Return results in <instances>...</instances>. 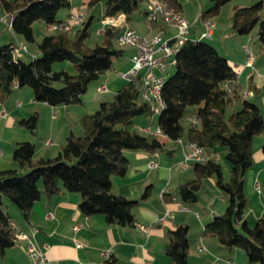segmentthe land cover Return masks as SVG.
<instances>
[{
    "label": "trees",
    "instance_id": "obj_1",
    "mask_svg": "<svg viewBox=\"0 0 264 264\" xmlns=\"http://www.w3.org/2000/svg\"><path fill=\"white\" fill-rule=\"evenodd\" d=\"M146 1L88 0L85 6L88 10L103 3L100 20L122 13L129 21ZM163 1L181 12L178 0ZM231 1L209 0L211 6L201 12L200 18L217 17L221 8ZM0 8L11 18L12 34L28 43H35V22L43 23L46 28L61 27L36 43L39 56L28 62L21 60L23 54L13 56L16 47L13 41L0 45L1 101L15 88H29L36 103L51 107L80 104L89 84L110 72L114 60L124 56V50L116 45L120 32L117 29L104 28L94 47L86 45L90 38V20L81 18L83 27L70 34L68 24L58 20L57 14L60 10L71 9L72 0H0ZM261 10V2L235 7L230 25L231 32L240 36L249 35L256 29L257 43L264 49ZM174 59V73L165 76L161 90L164 108L156 127L161 136L139 134L134 130L135 118L151 116L148 105L140 99L141 82L137 78L124 83L111 102H101L92 114L80 117L78 125L82 135L68 137L56 157L33 161L34 144L15 143L12 159L27 171H0V256L15 243L11 219L3 210V197L27 220L32 206L42 196L50 198L61 193H78V210L83 216L100 215L107 225L133 227V210L141 200L147 199L150 187L145 188L140 200L110 192L111 177H122L128 169L124 152H168L164 141L176 144L177 139L185 138L203 148L209 159L205 163H191L192 178L174 193L162 194L163 200L181 205L196 203L203 181L214 178L219 192L227 198V206L223 214L214 216L205 225L202 235L216 238L226 250H243L250 263L264 264V211L253 226L244 218L247 207L244 177L253 165L252 142L264 133L260 109L243 97L234 68L212 45L190 37L179 47ZM55 63H68L75 74L71 75L65 69L53 71ZM234 104L239 108L232 110ZM228 109L232 110L229 116L226 114ZM37 123L38 116L33 114L20 119L17 125L34 133ZM261 152L264 170V143ZM221 161L230 167L227 181L223 179ZM39 181L42 191L38 187ZM262 194L264 199V178ZM167 235L164 254L170 264H188V227L177 226ZM114 263L108 257L102 264Z\"/></svg>",
    "mask_w": 264,
    "mask_h": 264
},
{
    "label": "crops",
    "instance_id": "obj_2",
    "mask_svg": "<svg viewBox=\"0 0 264 264\" xmlns=\"http://www.w3.org/2000/svg\"><path fill=\"white\" fill-rule=\"evenodd\" d=\"M87 1L85 0V5ZM178 2L181 4L180 13L189 21L190 37L197 39L202 32L200 14L199 17L198 14L186 15L184 5L190 1H185V4L179 0ZM257 2L262 3L261 12H264V0H232L221 8L220 13L231 3L233 10L235 7H248ZM144 9L145 3L139 10L138 16L133 18L132 15L129 20L130 26L139 35L145 34ZM0 19V45H6L11 41L15 45L24 44L7 29L5 24L7 15L2 8H0ZM212 21L215 22V28L211 32L210 45L234 68L241 94H246L245 98L259 107L264 121V67L259 62L260 56L256 59L254 57L253 67H246V52L242 48L248 46L245 36L234 38V44L228 43L227 40L232 34L230 20L223 23L217 17L212 18ZM166 32L168 37L175 35L173 28H167ZM215 35L217 39H214ZM256 41L255 36L253 45ZM256 46L258 50H263L259 45ZM123 50V59H127V62L119 69L111 70L116 71L117 77L118 73L130 67V57L135 53L132 47ZM31 55L39 56L36 53ZM110 72L90 83L81 98V103L77 105L51 107L45 103H36L29 88H15L9 97L0 100V171L8 169L23 173L27 171L12 159L15 143L34 144L32 160L38 161L56 157L68 137H80L82 130L77 126L79 118L87 115L89 110H96L98 103L100 105L105 101L102 97L104 93H98L97 87L105 84L108 89L111 83L114 85L111 89L112 93L119 90L116 91L115 79L109 77ZM237 108L239 106L234 104L231 109ZM33 114L38 116L34 133L17 125L20 119H26ZM143 127L145 126L140 125V131ZM164 142L165 148L170 153L125 151L124 155L128 160L126 174L122 177H111L110 192L130 200H140L145 188L150 187L147 199L141 200L133 210L135 218L133 227L107 225L100 215L83 216L78 210L80 203L78 193H61L50 198L42 196L32 206L27 220L8 200H3V210L9 215L11 222L26 233L34 244L40 248L48 247L45 252L47 264H102L105 259L103 254L114 260V264H170L164 254V247L168 243L167 234L169 230L180 225L188 227V264H255L248 261L243 250L238 248L226 250L216 238L202 235L205 225L214 216L223 214L227 206V198L219 192L215 179L208 178L210 180L205 189L198 192L196 203L181 205L175 201L166 203L163 200L162 194L174 193L181 184L192 178L191 164L181 165L183 159L181 148L172 142ZM263 143L264 133L253 139V165L246 171L244 177V192L247 197L244 218L250 226L255 224L264 211L262 191L257 192L254 188L256 182L259 186L262 185L264 178L261 152ZM151 162L155 164L154 167L149 166ZM223 179L225 181V175ZM38 187L42 191V186L38 185ZM166 209L172 212L173 218L160 225L158 218ZM140 226L146 228L147 232L141 230ZM74 227H78V230H74ZM27 245V241H15L0 256V264H32L27 256Z\"/></svg>",
    "mask_w": 264,
    "mask_h": 264
},
{
    "label": "built area",
    "instance_id": "obj_3",
    "mask_svg": "<svg viewBox=\"0 0 264 264\" xmlns=\"http://www.w3.org/2000/svg\"><path fill=\"white\" fill-rule=\"evenodd\" d=\"M77 14V13H76ZM70 19L80 21L82 15H70ZM1 20V19H0ZM4 21V20H3ZM143 21L145 26V34L139 35L136 30L130 26L126 16L122 13L115 16H107L102 18L99 23L102 28L96 31V35H101L104 28H113L119 30V34L116 38V45L119 48L132 47L135 53L131 57V67L118 73V76L125 82L129 83L135 79H140V99L146 103L149 107L150 124L152 123L153 116L160 114L164 108V104L161 98V90L163 87L166 72L173 68L175 65L174 56L179 49L190 38V27L188 21L183 15L170 7L163 0H147L145 3V9L143 13ZM204 26L203 31L200 33L197 40H203L210 38L214 28L212 21L201 19ZM8 30L11 28V18L7 16L5 22ZM60 26H49L48 31H57ZM167 28H173L175 35L166 38ZM173 41L169 46L168 42ZM246 52V67H253L254 55L249 51L248 46L244 47ZM27 52V48L24 44H18L13 50L14 57H20ZM107 91L105 84L97 87L98 93H104ZM243 94V97H246ZM196 123L195 120H193ZM141 133L145 135L161 136L162 133L159 128L152 130L148 125L141 129ZM182 150V166H186L191 163H205L209 156L205 150L195 143L185 141L183 139H177L175 142ZM1 154V152H0ZM218 160V156H215ZM150 167H154L155 164L151 162ZM254 188L257 192H260V186L256 182ZM186 211V209L182 208ZM173 218L172 212L168 209L165 210L163 215L158 218V224L163 225L167 220ZM11 227L14 232V240L27 241V256L32 264H47L45 252L47 246L43 248L34 244L29 236L19 230L13 223ZM74 230H78V227H74ZM140 229L147 232V229L140 226ZM105 259L108 258L107 254H103Z\"/></svg>",
    "mask_w": 264,
    "mask_h": 264
},
{
    "label": "rangeland",
    "instance_id": "obj_4",
    "mask_svg": "<svg viewBox=\"0 0 264 264\" xmlns=\"http://www.w3.org/2000/svg\"><path fill=\"white\" fill-rule=\"evenodd\" d=\"M179 1L182 2L183 4H185V1H187V0H179ZM189 1H190V3H187L186 5H184L185 14L186 15L188 14V16H191V14H193V15L198 14V17H199V14L201 15L202 11H204V10H206V9H208L210 7L209 0H189ZM232 4L233 3L227 5V7L222 9L221 13H219V16H217V17L220 18L221 22L224 23L227 20H230V16H231L232 11H233L232 10V6H233ZM72 5H73L72 8L69 9V10H67V9L60 10L58 12V14H57V19L58 20H62L63 22L68 24V27L71 28L70 29L71 30L70 31L71 35L74 34L78 29L82 28L83 24L81 23V21L70 19L68 15H80L81 14V15H83L82 18L85 21H89L90 20L91 23L88 26V30H89V33H90V38L86 41V45L88 47H94L100 41V36L96 35V31L102 28L101 24L99 23V20H100V18L102 16L103 3H98L93 8L88 9L89 11L87 10V8L85 6V0H72ZM142 6H143V3L140 4L139 10L141 9ZM201 7H203V8H201ZM77 10L79 12H81V13L77 12ZM139 10L133 14V18L138 16ZM261 14H263V17H264V12H261ZM183 17L187 20V18L184 15H183ZM217 17H215V19ZM209 20L212 21V19H209ZM212 22L214 23V28H215V22L214 21H212ZM188 23H189V21H188ZM200 23L202 25V30L201 31H203L204 26L202 24L201 19H200ZM189 27H190V24H189ZM214 28H213V30H214ZM33 30H34L35 43H28V42L24 41V39L22 37L15 36L18 40L23 42L24 45L27 48V52L24 53L21 56V60L25 61V62L30 61L31 58L34 57L31 54H33V55H34V53L39 54V51H38L37 46H36V43H38L44 36L52 35L54 33L53 31H48L47 28L45 27V25L43 23H40V22H35L33 24ZM244 36L246 38V43L248 45L249 51L254 55L255 59L260 56L259 57V62L261 64V66L264 67V49L262 51L258 50V47L256 46V45H258L257 41L255 42L256 44L253 45V41H254V38L256 36V29L252 30L249 35H244ZM240 37H242V36L232 33L231 37L227 40V42L228 43L232 42L234 44V41H235L234 38H240ZM166 38H170V37L166 36ZM214 39H217L216 35H215ZM202 41L204 43L208 44V45L211 44L210 38H205ZM244 47L245 46H243L242 48L244 49ZM27 53H29V55ZM132 56L133 55H131V57ZM131 57H130V60H131ZM126 62H127V59H125V58L124 59L122 58L120 60H114L113 69H115V70L119 69L120 66L122 64L126 63ZM130 63H131V61H130ZM64 64H66L65 65L66 66L65 71L68 72L71 75H74L75 74V70L73 69V67L71 65H68V63H55V64L52 65V70L53 71H59L61 69H64V67H65ZM130 67H131V64H130ZM115 72L116 71H111L109 73V77L115 79L114 82H115V87H117L116 88V91H117L124 84V81L119 76L117 77ZM173 73H174V68H170L166 75L169 76V75H172ZM113 87H114V85H112L111 83L108 85L109 91L104 92V95L102 96V97L105 98V101L111 102L113 100V97H114V95L116 93V92H113V93L111 92L112 91L111 89ZM97 106L99 107V103H98ZM94 111L95 110H89L88 114H92ZM231 113H232V110H230V109H228L227 112H226L227 116H229ZM158 118H159V114H155L153 116L152 123L150 124V117L139 116V117L135 118V120H134V130L136 132H138L139 134H141V131L139 129L140 125H144L145 127L150 125L152 130H155L156 127H157ZM77 126L79 127L78 122H77ZM221 165H222L223 175H225V181H227L228 180L227 174L230 172V167L224 161H221ZM208 180H210V179H206V180L203 181L202 188L200 190H204L205 189V186H206L207 182H209ZM212 180H214V178H212ZM38 185L42 186V182L39 181ZM260 190L262 191V185H260ZM3 200H8V199L6 197H3Z\"/></svg>",
    "mask_w": 264,
    "mask_h": 264
},
{
    "label": "water",
    "instance_id": "obj_5",
    "mask_svg": "<svg viewBox=\"0 0 264 264\" xmlns=\"http://www.w3.org/2000/svg\"><path fill=\"white\" fill-rule=\"evenodd\" d=\"M173 43V41L168 42V45L170 46Z\"/></svg>",
    "mask_w": 264,
    "mask_h": 264
}]
</instances>
